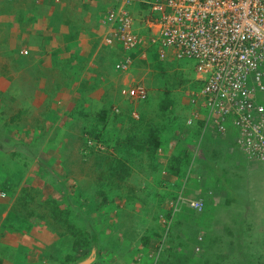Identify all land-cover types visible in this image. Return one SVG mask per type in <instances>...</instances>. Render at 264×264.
I'll use <instances>...</instances> for the list:
<instances>
[{"label": "crops", "instance_id": "crops-1", "mask_svg": "<svg viewBox=\"0 0 264 264\" xmlns=\"http://www.w3.org/2000/svg\"><path fill=\"white\" fill-rule=\"evenodd\" d=\"M113 8L129 12L135 22L134 31L145 38L149 37L150 29L146 22L148 11L135 0H0V127H20L21 134L25 137L28 132L34 135L41 131L46 140L48 136H52L51 140L55 136L57 140L82 132L95 141L86 142L88 149L102 147L107 143V148L114 150V158L105 157L106 168L101 164L100 157L103 154L98 156V164L104 168L105 176L110 177L109 174L106 175V169L119 161L128 168V175L122 179L123 182L127 177H132L134 171L138 173V168L140 173L145 172V177L140 181L143 180L146 187L156 190L152 189V196L137 194L135 205L139 203L142 212L135 217L131 214V218L133 223L139 224L141 221L139 228L143 233L136 237L139 242L144 237H149V245L162 229L164 232L160 218H167L171 209L158 211L159 207L154 205L153 198L161 197L163 202L174 194L179 198L178 209L172 212V217L165 224H169L170 230L175 221L174 216L183 221V227L178 224L175 226L177 232H185H180V237L187 235L188 224L191 225L187 211H182L181 206L197 213L189 207L188 202L191 201L203 202L202 211L218 215V230L209 228L207 218H200L201 225L197 235L203 238L205 245L208 244L207 240L211 242V239H222L226 232V236H229L237 229L244 230L239 224L235 228L232 224L236 219H240L238 222L248 219L246 209L249 207L252 211L255 204L264 201V167L247 163L232 146L226 149L225 160L220 157L218 150L215 151L216 154L212 152L210 140L206 143L207 150L199 148L200 142L209 135L204 134L199 140L202 134L200 126H194L191 131L184 126L191 111L187 106V85L180 82L178 88L172 89L174 82L169 83L168 72L170 68H174L171 64L175 59L171 57L166 61H159L154 51L142 58L138 49L125 51L119 45L104 44L108 28L102 25V19ZM24 51L27 52L26 55ZM125 58L131 59L128 68L118 71L116 64ZM153 74L155 75L151 77ZM156 75L159 76L157 79L164 77L161 79L163 85H155ZM196 78L194 75L193 80ZM135 85L144 86L148 97H157V110L146 122L145 117L139 115L138 119H134L131 116L132 111L140 113L137 110L140 101L130 99L127 94L128 89ZM163 86L167 89L160 92L157 87L163 89ZM168 96L170 99L166 98ZM178 109L185 113L184 117L178 118L183 127V130L178 128L182 131H179L181 134L176 135L175 132L178 131H174L172 136L170 134L171 137L168 136L169 133L164 135L162 129L181 114ZM169 113L172 114L171 117H164ZM12 119L17 122L11 123ZM21 119L25 122H21ZM139 123L145 130L143 135L139 132ZM112 133L115 134L112 136L114 139L111 137L112 143L107 142L106 139ZM186 136L191 142L183 146H188V154L193 152V165L196 163V166L192 172L193 168L181 164L183 173L176 175L174 157H180V153L182 155L184 147L180 145V140L187 138ZM25 137L22 136L20 144L24 143L23 148H28L32 142ZM97 137L102 144L96 142ZM153 138L159 142L156 149H139V145L148 144V140ZM128 139L129 143L125 145ZM4 155H0V175L10 167L16 168L17 175H12L11 172L4 183L0 179V187L3 188L0 190L7 194L6 199H0V264H63V259L68 254L63 250L57 251L58 242L61 238L71 237L65 236L63 230H60L62 226L53 216L52 203L61 196L59 183L68 186L73 181L72 177L65 175L62 169L58 173L54 165L52 167L45 162L27 164L19 158H9L10 154ZM210 162L216 163V171L217 168L223 170L228 176L220 180L223 172L218 174L211 168ZM24 163L37 169L27 170ZM96 163L94 160V164ZM94 164V172L97 169L103 175L100 167L98 169ZM38 168L43 170L38 171ZM129 170H132V174ZM43 184L45 188L46 185L50 186L46 194L42 189ZM158 195L160 196L157 197ZM118 196L119 192L117 199ZM131 197L136 195L131 194ZM254 212L257 222L261 223L258 229H254L259 232L261 239L264 236V215ZM140 216L145 219L139 220ZM194 223L197 225L196 220ZM69 239L65 242L70 241Z\"/></svg>", "mask_w": 264, "mask_h": 264}, {"label": "rangeland", "instance_id": "rangeland-1", "mask_svg": "<svg viewBox=\"0 0 264 264\" xmlns=\"http://www.w3.org/2000/svg\"><path fill=\"white\" fill-rule=\"evenodd\" d=\"M165 64L168 65V63ZM171 66H174L175 68H170L168 72L170 81L169 83L174 82V86L172 87V89L178 88L180 82H183L184 85H187L186 93L192 91L188 88H192L194 82V62L186 59L174 60ZM154 75L155 74L151 75V77ZM183 75L185 76L184 78ZM157 78H159L158 75H156L155 77V85H163V81L161 79H164V77L160 76L161 79ZM166 82H168V80ZM165 86H163V89H160V87L162 86L157 88H159L158 90L161 92V90L167 89ZM166 98L170 99L169 96ZM156 100V96H150L146 101H141L140 103H138L137 110L140 111L139 115L141 117H145V122L146 119L151 117L152 113L157 110ZM167 104L170 103L167 102ZM187 104L188 108L192 109V106L189 103ZM98 106H102V104H98ZM143 109L146 112H144ZM177 111L181 113L183 110L178 109ZM143 112L146 113V115L143 114ZM169 112L172 111L170 110ZM171 115L172 114L169 113L168 115H164V117L169 118L171 117ZM179 116L184 117L185 113H181ZM7 121L8 119L4 122L7 123ZM22 121L25 122V120L21 119V122ZM10 122L14 123L17 122V120L12 119L10 120ZM174 123L175 122L170 121L168 125H166V127L162 129L164 135L169 133L168 136H172L171 133L173 131H171V129H173L176 125ZM5 126H7V128H4V126L0 127V131H2L0 132V155L5 154L4 156H6L10 154L9 158H19L27 164H29L28 162H30L31 164H39L45 162L49 165H52V167L54 165L55 169L59 171L58 173H61L60 170L62 169L63 172L70 175L73 180L68 183L67 190L69 191V193H77L76 195L78 196L80 201H82V206H77V209L74 210L72 219L68 218L65 214L59 215L62 216V219L65 222L60 225L62 226L60 230H63L64 235L71 237V239L65 237L61 238L58 242L59 247L57 251H66V254H68V256L77 255L79 258L81 256L80 260H83L82 256L84 252H91L94 256L93 259H89L91 260L90 264H264V238H262L264 236H262L260 239L259 232L255 230L258 229L261 223L257 222L258 218L257 216H255L254 212L258 211L259 213L264 215V201L261 200L257 205L255 204V208H252V211L249 207L246 209L247 213L245 214H247L248 219L244 218V221L241 222H238L240 219H236L235 223L232 224L235 225L233 228H235L239 224L238 226L243 228L244 230L240 231L237 229L236 232L233 231L231 233L232 235L229 236H226L228 235V233L226 232L225 236L222 239L217 238L216 241L211 239V242H209L207 240L208 244L204 246L201 253L194 252L195 246H201L205 242L204 240L202 242H199L197 240V232L200 230L201 225L200 218H207V225L209 226V228L218 230L220 226L218 215H210L209 211H201L200 213H195L193 210L188 208L185 209L184 206H181L182 211H187V216L188 218H190L191 222V225L188 224V228L190 230L188 229L187 235L180 237V232L184 234V230L183 232L181 230L180 232H177V230H175V226H177V224L179 227L184 226L183 221L177 219L178 223L174 222L173 224H171V228L170 230H168V228L166 229L165 221H169L170 217L165 218V216H161L163 218H160V223L164 225V232L163 229L162 231L160 229V231L163 232L165 237L157 236L154 242H152L146 248L140 245L138 238V240L136 239L139 234L143 233V231L139 228L141 221H139V224L137 223L138 226H134L131 218V214H133L135 217L136 214L142 212L139 203H137L138 205H135L137 194L138 196L142 194L152 196V192L156 190V188L153 187H151V189L149 187H146L145 184L142 183L143 180L140 181L142 177H145V172L140 173L138 168V173L134 171L133 176L127 177V180L123 182L122 180H119L118 177L114 176V167L112 166L106 173V175L109 174L110 177L105 176L104 168L107 167V161L105 160V157L114 158V150H109L107 148V143L102 147L96 146V148L94 149H88L86 147L88 146L86 145L88 136H85L82 132H77L76 136H64V138H60L57 140L55 136L53 140L50 139L52 136H48L46 140L41 131L37 132V134L34 135L27 131L28 134L25 137L23 133L21 134L20 127H13L12 125ZM138 126L140 134L143 135L145 133V130H143L141 123H139ZM114 135L115 134L112 133L111 136L106 139V141L111 142V137ZM22 136L27 140L31 139L33 145L31 144V146L29 145L30 147L23 148L25 147V145H23L24 143L20 144V139L22 138ZM112 139L114 138L112 137ZM173 139L176 141L175 138ZM209 140L210 139L208 137L204 138L203 141L200 142L199 148L202 150L203 148L207 150L206 143H208ZM34 145L36 147H34ZM98 147H100L99 150ZM183 147L184 150L185 147L186 149L188 148L187 145ZM99 154L104 155H101L100 157L102 162L101 164L104 166V168L101 166V164H97L96 167H98V169L100 167L101 173L105 177L101 175L97 169L96 172H94L93 170L92 165L94 164V160L97 163L99 162V159L97 157L99 156ZM119 154L122 155V153L120 152ZM102 159L104 160L102 161ZM230 161L233 160L230 159ZM64 162H66L68 165V171H64ZM220 162L221 161H218V163ZM207 164L209 163L207 162ZM210 164H212L211 168L215 170L214 165L216 163L210 162ZM23 166L28 168L27 170L37 169L35 167L31 168L30 165L28 166L25 163ZM6 170L7 172L3 170L0 175V179L3 183L4 180L9 179L11 172L12 175H17V172L15 171L16 168L13 169L12 167H10L6 168ZM21 170H23L22 166ZM42 170H39L38 168V171ZM192 172H194V168ZM216 172H218L219 174L220 172L222 173L223 170H219L217 168ZM129 173L132 174V170L131 172L129 170ZM18 174H21V172L19 173L18 171ZM70 176L69 178H71ZM95 176H97V178H95ZM227 176V173L223 172L222 178L220 180H224V177L226 178ZM10 180H12V177H10ZM42 187L44 194H46V191H49L50 186L46 185L45 188L43 184ZM11 188L12 187H8V189ZM0 189L3 188L0 187ZM152 189L154 190L152 191ZM0 192L4 191L0 190ZM117 192H119L120 194V196H118V199L116 198ZM80 193L83 194L82 197H80ZM131 194L133 196L136 195V197L132 198ZM159 196L160 195H158L157 197ZM0 199H6V197ZM257 199L259 200V198ZM153 201H155V204H152L159 207L158 211L167 209L174 210V207L175 210L178 209L177 207L179 198H177L175 194L170 195L169 200H163V202L161 201V197L157 199L156 197H154ZM182 204H184V201ZM59 208L61 212H65L67 210L64 204L59 206ZM199 214L202 215L198 217ZM209 216L212 217L209 218ZM174 218L176 220L175 216L173 217V219ZM129 219H131L130 224ZM144 219V216L139 217V220ZM195 220L197 225H195L194 223ZM131 226L135 228L138 227L139 230L137 231L135 228L134 230H132L133 228ZM140 227H142V225ZM146 228H149V225H146ZM210 236L211 235L209 234V238ZM81 238L84 240L90 239L91 241L96 239V241L92 245H90L91 247L89 246L81 249L74 243L76 241H79V239ZM68 239L70 241L65 242ZM65 243H67L68 245ZM89 260L86 259L84 261Z\"/></svg>", "mask_w": 264, "mask_h": 264}, {"label": "built area", "instance_id": "built-area-1", "mask_svg": "<svg viewBox=\"0 0 264 264\" xmlns=\"http://www.w3.org/2000/svg\"><path fill=\"white\" fill-rule=\"evenodd\" d=\"M135 1L148 11L149 37L134 31L129 12L113 8L102 19L104 44L138 49L142 58L154 51L159 61H193L201 87L187 93L192 109L186 126H200V140L204 134L231 136L247 163L264 165V0ZM130 60L115 68L126 70ZM127 94L137 102L148 97L142 85ZM131 116L139 118L137 111Z\"/></svg>", "mask_w": 264, "mask_h": 264}, {"label": "trees", "instance_id": "trees-1", "mask_svg": "<svg viewBox=\"0 0 264 264\" xmlns=\"http://www.w3.org/2000/svg\"><path fill=\"white\" fill-rule=\"evenodd\" d=\"M200 87H201L200 83L194 81L193 82V86L190 89L196 90V89H199ZM104 110H106V109H104ZM180 117H183V116H178L176 118V120L173 121V122H175L174 124H176V125H175V127L173 129H171V131H173V132L174 131H178V132H175V133H177L176 135L181 134L180 132H182V131L179 130V129H182L183 130L182 123H181V121L178 120V118H180ZM184 126L186 127L187 130H190V131L193 130V127L192 126L191 127H187L186 126L185 121H184ZM0 132H2V131H0ZM180 138H182V137H180ZM180 138L177 141H179ZM208 138L210 139V143L212 145V152L214 154H216L215 151L218 150L219 153H220V155H221L220 156L221 158H224L225 151H226V149L229 146L234 147L233 140H232L231 136H228L226 139H222V138H220L217 135H215V136L214 135H209ZM89 139H90V137L88 136L86 142H88V141H90V143L95 142V141H93L91 139L89 140ZM198 139L200 140V138H198ZM148 141H149L148 144L143 143L142 145H139L138 146V147H140L139 149L140 150H143V149H145L147 147H149V148L150 147H153V149H156L158 147V145H159L158 144L159 142L156 141L155 138L149 139ZM96 142H100L102 144V141L98 137L96 138ZM126 142L127 143L125 145H128L129 139L126 140ZM190 142L191 141H190V139H188V137L187 138H183V139L180 140V145L183 146V144H187V143H190ZM154 145H156V146H154ZM217 146H219V147H217ZM181 152H182V155L180 153V157H178V158L177 157H174L175 158V162H176V167H175L174 174H176V175H179L180 173H183V170L181 169V164L182 165H185L186 167H189L190 169L196 166V163L193 165L194 159L192 158V154L193 153L191 151H189V152H191L192 154H190V153L188 154L187 149L186 150H181ZM213 156H215V155H213ZM223 160H225V158ZM97 164L98 163H96L95 166H97ZM43 165H44V163H43ZM63 166H64V171H68V168H67L68 165H67L66 162L63 163ZM258 166L264 167V165H258ZM110 167H112V165H110L109 168ZM113 167H114L113 170H114V173H115L114 176L115 177H118V179H121L122 180L125 177V175L127 174V172H128L127 171L128 169L126 168V166L124 165V163L121 162V161H119ZM109 168L106 169V172H108V169ZM118 170H120V171H118ZM65 175H68V174H65ZM59 186H60L59 187V191L61 192V196L58 197V199H56L54 201V203H52V213H53V216L56 217V221L61 225V224L65 223V222L63 221L62 216H59V215L60 214H62V215L65 214L68 218L72 219L74 210L77 209V206H82V204H81L82 201H80V199L76 195L77 193H69V191L65 188V187H67V184H65V183L63 184L62 182H60L59 183ZM82 196H83V194L80 193V197H82ZM83 198H85V197H83ZM161 201H162V198H161ZM63 204L67 208V210L65 212H61L60 211V208H59V206H61ZM71 205H72V207H71ZM172 212H173V210H170L167 213L166 216L168 218L169 217H172ZM174 222H177L178 223L177 219ZM133 224H134V226L135 225L138 226L137 223H133ZM131 227L134 230L135 227H133V226H131ZM161 233L158 236L164 237V234L163 233L161 234ZM148 239H149V237H147V238L144 237V239H143L144 241L141 240L139 242L140 245L147 248L150 245V244L148 245V243H149ZM95 241H96V239H94L93 241H91L90 239L89 240L88 239L87 240H84V239L81 238V239H79V241H76L74 243L79 248L84 249L85 247H89L90 245H92ZM202 241H203V238H202ZM204 246H206L205 245V242L201 245V249H200V252L199 253L202 252V249L204 248ZM93 256L94 255L91 252H87V251L83 253V256H82L83 257L82 258L83 260H80L81 256L79 258L77 255H75V256H68V255H66L64 257V259H63L64 260L63 264H78L81 261H84L86 259H88V260L89 259H93Z\"/></svg>", "mask_w": 264, "mask_h": 264}, {"label": "clouds", "instance_id": "clouds-1", "mask_svg": "<svg viewBox=\"0 0 264 264\" xmlns=\"http://www.w3.org/2000/svg\"><path fill=\"white\" fill-rule=\"evenodd\" d=\"M122 72V71H121ZM193 153V152H192ZM194 154H196V153H194ZM4 194H5V197L7 196V194L5 193V192H3ZM189 203V207L190 208H192V209H194V210H196L198 213H200L202 210H203V207H204V204H203V202H201V201H195V202H188ZM192 203H201L202 204V208L199 210L198 208H195V207H192L191 206V204ZM175 211V209L173 210V212ZM165 223H167L166 221H165ZM164 226V225H163ZM169 227V224L168 225H166V229ZM165 237V236H164ZM199 238H201V240H199ZM197 240L199 241V242H201L202 241V237H200V236H198L197 237ZM196 248H199V250H197L196 251ZM200 249H201V246H195V248H194V252L195 253H199L200 252Z\"/></svg>", "mask_w": 264, "mask_h": 264}, {"label": "water", "instance_id": "water-1", "mask_svg": "<svg viewBox=\"0 0 264 264\" xmlns=\"http://www.w3.org/2000/svg\"><path fill=\"white\" fill-rule=\"evenodd\" d=\"M90 262H91V260H89V261H84V262H81V263H79V264H90Z\"/></svg>", "mask_w": 264, "mask_h": 264}]
</instances>
